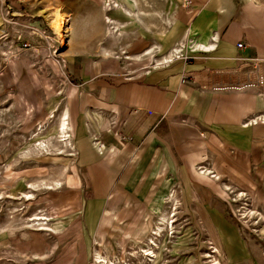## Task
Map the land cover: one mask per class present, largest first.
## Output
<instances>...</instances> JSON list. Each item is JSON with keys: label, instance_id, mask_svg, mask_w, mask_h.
<instances>
[{"label": "rangeland", "instance_id": "1", "mask_svg": "<svg viewBox=\"0 0 264 264\" xmlns=\"http://www.w3.org/2000/svg\"><path fill=\"white\" fill-rule=\"evenodd\" d=\"M198 5L200 0H0V264H99L96 253L111 264H264V205L255 198L178 170L152 176L149 166L133 168L131 181L125 175L133 166L126 165L114 177L92 181L88 171L103 159L80 164L71 119L82 105L78 91L115 74L128 81L158 70L153 67L167 55L168 36ZM66 112L70 142L57 131ZM96 113L105 118L104 110ZM83 119L90 146L101 155L115 147ZM116 133L119 146L132 139ZM167 186L172 198L160 207ZM98 189L106 190L103 198ZM126 191L143 195L139 205L151 214L157 235L136 220L124 226V215L121 229L104 223L112 208L107 204ZM163 216L169 223L160 226ZM219 225L241 246L236 257L229 256ZM148 250L153 262L144 256Z\"/></svg>", "mask_w": 264, "mask_h": 264}, {"label": "crops", "instance_id": "2", "mask_svg": "<svg viewBox=\"0 0 264 264\" xmlns=\"http://www.w3.org/2000/svg\"><path fill=\"white\" fill-rule=\"evenodd\" d=\"M182 20L168 36L162 55L171 52L180 41L210 47L208 52L187 51L191 57L187 62L181 60L164 70L141 73L135 80L127 81L120 73L115 74L108 78L109 82H90L86 93L78 91L77 102L82 105L71 119L80 164L90 165L103 159L95 170L94 165L90 167L92 181L98 175L114 177L124 165L130 169L133 166L127 171L131 175H125L130 181L135 179L132 177L138 167L149 166L152 176L160 172L174 176L178 170L182 177L191 173L226 183L264 205V122L259 120L264 116V88L242 92L213 90L243 81L244 72L251 69L249 59L256 58L264 69V0H200L198 8ZM186 24L188 30L184 33ZM96 70L97 67L90 71ZM182 79L186 81L183 83ZM99 109L105 111V118L96 113ZM83 114L89 128L102 133L100 140L115 146L110 150L116 151L115 156L110 157L108 150L101 155L90 146L84 134ZM79 115L82 123L78 131ZM116 132L130 136L131 141L119 146ZM107 166L117 169L113 172L112 168L105 169ZM196 166L206 174H196ZM159 180L169 184L165 178ZM183 180L190 182L188 178ZM105 192L95 190L100 198ZM149 194L156 195L152 191ZM128 196L135 199L130 207L124 204ZM141 197L138 192L128 191L115 195L107 204L115 207V211H107L104 223L109 224L108 228H119L116 216L124 215V226L136 220L134 225L146 224L149 232L151 214L139 205ZM132 206H137L134 214L127 210ZM119 207H123L121 213L117 211ZM218 230L226 234L229 256L240 254L241 246L226 233L227 229L219 225ZM229 239L234 243L230 244Z\"/></svg>", "mask_w": 264, "mask_h": 264}, {"label": "built area", "instance_id": "3", "mask_svg": "<svg viewBox=\"0 0 264 264\" xmlns=\"http://www.w3.org/2000/svg\"><path fill=\"white\" fill-rule=\"evenodd\" d=\"M239 48L242 47L241 44L238 45ZM210 47H204L203 45H197L193 42L187 41L186 43H180L178 46L172 49L164 58L154 65L153 68H157L159 70H164L170 67V65L177 61L187 62L191 59L188 55H186L187 51L190 52H208ZM251 69L245 71L244 80L238 82L237 84L230 86H222V87H214L213 90H232L237 92L248 91V90H260L264 84L263 76H262V67L261 62H259L256 58L249 59ZM186 80L182 79L184 83Z\"/></svg>", "mask_w": 264, "mask_h": 264}, {"label": "bare ground", "instance_id": "4", "mask_svg": "<svg viewBox=\"0 0 264 264\" xmlns=\"http://www.w3.org/2000/svg\"><path fill=\"white\" fill-rule=\"evenodd\" d=\"M57 17V20L59 21L60 20V18H59V15L57 14L56 15ZM56 20V21H57ZM60 23V22H59ZM60 28V27H59ZM67 112L66 113H64L62 116V118H61V121L59 122V125H58V134H61V136H62V138L63 137H65V139H64V141H69L68 140V138L70 137L69 136V131H68V127H69V123H68V118H67ZM60 138V137H59ZM61 141V140H60ZM70 142V141H69ZM100 147H102V146H100ZM40 148V147H39ZM201 173V172H200ZM166 186V185H165ZM159 203H158V205L160 206V207H163L164 206V204H166V203H164L163 202V200H165V199H167V200H169L170 198H172V195L171 194H169V190H168V186L167 187H163L162 188V192H161V194L159 195ZM172 200V199H171ZM135 203V199L133 198V197H127L126 199H125V201H124V204L126 205V206H128V207H130V204H134ZM136 207L137 206H132L131 208H127V210H129V213H132V214H134L135 213V209H136ZM155 209V211H157L158 209L157 208H154ZM153 212V214L154 213H156V212ZM126 215H128V214H126ZM140 216H141V214H140ZM149 216V214H147V216H145V219H146V217H148ZM126 218V217H125ZM138 220H139V216L137 215V217H136ZM40 219V218H39ZM116 220H121V218H119L118 216H116ZM162 222L163 223H161L160 224V226L163 224H168L169 223V220L168 221H166L167 219H166V217H164L163 216V218H162ZM140 221V220H139ZM148 227H150V225H148ZM149 229V228H148ZM105 230H107L106 228L104 229V231ZM161 231H163L162 229H161V227H159L158 228V232H159V234H160V232ZM150 233H152V234H154V235H157L156 233H154V232H152V229H151V231H149L148 232V235L150 234ZM147 235V236H148ZM152 240V241H151ZM150 241H149V245H154V243H153V239H151ZM213 252L214 253H219V251L216 249V248H214V250H213ZM96 256H95V262H97V263H99V264H111V261H104V258H102L98 253H96L95 254ZM144 256H146V257H148L147 258V260L149 261V262H153V259H151V258H154V255H153V251H151V250H148V251H145L144 252ZM216 260V259H215ZM217 262V261H216ZM228 263V262H227ZM216 264H218V262L216 263Z\"/></svg>", "mask_w": 264, "mask_h": 264}]
</instances>
